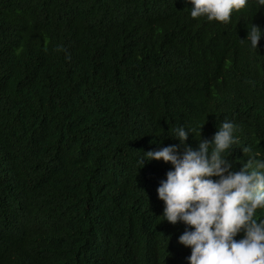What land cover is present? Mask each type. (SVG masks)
<instances>
[{"label": "trees", "instance_id": "1", "mask_svg": "<svg viewBox=\"0 0 264 264\" xmlns=\"http://www.w3.org/2000/svg\"><path fill=\"white\" fill-rule=\"evenodd\" d=\"M191 7L0 0V264H188L157 193L173 166L140 157L179 144L178 125L211 139L227 118L234 168L264 158V36L240 41L264 7L229 22Z\"/></svg>", "mask_w": 264, "mask_h": 264}, {"label": "clouds", "instance_id": "2", "mask_svg": "<svg viewBox=\"0 0 264 264\" xmlns=\"http://www.w3.org/2000/svg\"><path fill=\"white\" fill-rule=\"evenodd\" d=\"M249 2L190 0V14L229 22L233 12ZM256 3L264 7V0ZM262 36L264 30L252 23L247 38L240 41L258 49ZM202 128L181 124L170 129L180 143L148 150L138 161L143 167L145 160H163L173 166L157 188L164 202L162 216L172 224H185L179 242L191 248L188 264H264V219H257V210H264V158L254 153L240 169L234 168L229 157L240 140L235 135L239 125L225 118L211 139L201 137ZM190 134L201 137L195 148L187 143ZM241 150L253 152L251 145Z\"/></svg>", "mask_w": 264, "mask_h": 264}]
</instances>
